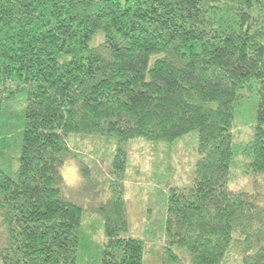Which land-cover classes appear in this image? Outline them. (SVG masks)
<instances>
[{
  "label": "trees",
  "instance_id": "1",
  "mask_svg": "<svg viewBox=\"0 0 264 264\" xmlns=\"http://www.w3.org/2000/svg\"><path fill=\"white\" fill-rule=\"evenodd\" d=\"M139 139L196 154L183 185L159 158L145 237L128 234ZM262 180L264 0H0L1 264H145L159 235L161 264H264Z\"/></svg>",
  "mask_w": 264,
  "mask_h": 264
},
{
  "label": "rangeland",
  "instance_id": "2",
  "mask_svg": "<svg viewBox=\"0 0 264 264\" xmlns=\"http://www.w3.org/2000/svg\"><path fill=\"white\" fill-rule=\"evenodd\" d=\"M187 142L190 143V141ZM187 144L188 143L184 142L179 143L172 152L169 151L167 146L162 144L153 145L152 143L140 139L133 141L129 145V168L126 180V199L130 220L129 235L145 237L143 233L148 223L153 221L156 222L158 207H153L152 217L147 216V209L152 195L151 189L154 186L153 177L155 176V170L162 171L173 168L172 183L174 185H183L191 179L196 154L191 145ZM70 145L78 154L87 157H91L95 151L93 141L85 137H71ZM99 147L104 148V146ZM108 149L109 151L112 150L111 148ZM168 153H170L168 159L170 166L168 164L167 168V164L164 166L162 164L161 166L159 158H163V156ZM95 156L96 154L94 157ZM105 163H107V161H104L101 165L106 166ZM62 174L71 190H74L76 194L79 193L82 197L88 195V189L82 180L79 167L73 159H69L66 162V165L62 168ZM262 182L264 183V180H262ZM233 187L252 189L251 179L244 178L236 182V184H233ZM89 198H92V195H90ZM83 202L88 206L87 204L89 203L87 201ZM94 219V217H87V222L90 223ZM86 229L90 231L88 226H86ZM101 238L102 235L99 234L98 239ZM146 239L145 264H161L163 248L160 235L156 241H150L148 238ZM185 261V264H190L189 260L185 259Z\"/></svg>",
  "mask_w": 264,
  "mask_h": 264
}]
</instances>
